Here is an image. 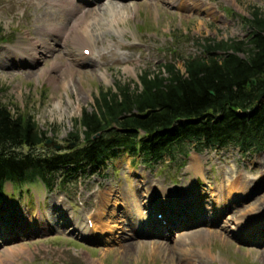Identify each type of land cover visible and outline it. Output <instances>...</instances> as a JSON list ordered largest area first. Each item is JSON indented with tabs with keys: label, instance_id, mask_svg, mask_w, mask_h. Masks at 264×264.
Wrapping results in <instances>:
<instances>
[{
	"label": "rangeland",
	"instance_id": "obj_1",
	"mask_svg": "<svg viewBox=\"0 0 264 264\" xmlns=\"http://www.w3.org/2000/svg\"><path fill=\"white\" fill-rule=\"evenodd\" d=\"M112 1L119 5L136 4L138 10L122 25L125 35L117 27L109 28L107 42L95 50L88 48L92 53H108L104 49L108 45L123 46L118 54L130 57L134 72L127 71L122 61H99V67L82 66L80 60L87 56L84 51L74 48L71 41L63 46L56 34L47 38L55 50H39L32 60L29 44L38 38L39 29L41 35L46 33L40 19L44 15L51 17L50 14L55 18L64 16L52 10L45 0H0V101L13 113L30 114L45 133L44 138L53 139L63 149L68 146L75 120L84 109L92 111L100 91L115 89L120 83L137 87L144 72H158L162 65L171 62L184 71V59L201 55L206 40H245L251 33L248 20L257 10L264 14V0H180L181 5L174 6L165 0ZM107 2L99 0L95 6L87 3L80 8L87 11ZM156 4L165 9L164 13L159 12ZM121 42L124 44L120 45ZM69 61L72 70H93L94 74L81 77L76 73L75 87L67 93L62 87L53 86L47 77H63ZM53 62L61 70L41 77ZM101 73L107 75V80ZM60 99L62 107L57 108L55 104ZM195 158L204 164L202 174L191 167ZM263 165L264 152L243 156L236 147L211 149L202 154L191 151L188 159L178 157L176 162L167 160L153 168H146L140 158L121 153L100 173L79 176L77 183L63 190H48L41 182L23 186L8 183L3 197L0 196V264H264V230L243 236L235 235L234 230L236 220L256 217L262 207L261 202L254 204L264 197ZM237 170L255 178V187L243 193L239 180L232 178ZM213 185L227 189V199L225 196L218 202L211 189ZM175 187L190 198L188 203L176 199L182 204L176 206L178 214L168 223L159 201L166 190ZM136 192L141 195L142 207L139 212L134 211V217L147 218L143 227L151 230L150 236H132L126 231L130 218L123 212L135 209L129 205V198ZM107 193H111L110 209L101 203ZM229 193L232 195L228 199ZM222 206H227L222 219L231 218L228 226L223 222L208 225L210 213ZM113 211L120 214V220H113V232L105 236L110 242L89 239L82 233L87 222L93 233V225H100L103 214V221L108 220ZM40 215H44L45 225L40 222ZM193 221H206L207 226L190 228ZM200 227L206 229L202 235L191 237L184 247L178 245L180 234ZM220 228L227 232H211ZM156 241L163 242V248L158 249ZM8 250L11 252L5 253Z\"/></svg>",
	"mask_w": 264,
	"mask_h": 264
},
{
	"label": "trees",
	"instance_id": "obj_2",
	"mask_svg": "<svg viewBox=\"0 0 264 264\" xmlns=\"http://www.w3.org/2000/svg\"><path fill=\"white\" fill-rule=\"evenodd\" d=\"M248 26L245 40H206L201 55L184 59V71L171 62L144 72L137 87L120 83L100 91L59 152L45 146L30 114L13 113L0 101V196L8 183L63 190L121 153L153 168L188 159L191 151L263 152L264 14L255 11Z\"/></svg>",
	"mask_w": 264,
	"mask_h": 264
},
{
	"label": "bare ground",
	"instance_id": "obj_3",
	"mask_svg": "<svg viewBox=\"0 0 264 264\" xmlns=\"http://www.w3.org/2000/svg\"><path fill=\"white\" fill-rule=\"evenodd\" d=\"M45 1H47V4L51 7L52 10L55 9V11H57L59 14H62L64 17L59 16L55 18L54 15H51L49 13L51 17H49L48 15H44L40 19L41 29H44L46 33L41 35L40 31L42 30L39 29L36 32L38 35V38H36L34 42L29 44L28 49L31 50L32 54L34 55L32 60L36 59L37 55L39 54V50H45L47 52H51L52 50H55L54 46H52L47 40V38L49 36L51 37L53 34H56L57 36L60 37L61 44L65 47H67L68 41H71L74 48L76 49H82L84 51L86 49H89L88 47H90L95 50L96 48H98V45H103L104 42L108 41L107 40L108 34L106 31L109 28L117 27L118 29H120V31H122L121 32L122 36L125 35L126 30L122 25L128 21L129 15L132 14L133 11L138 10V5L136 4H133L132 6H128L124 4L119 5V4H113L112 0H108V2L105 5H102L100 7L98 6L97 8H93V9H88L87 11L83 10V8H80V7L87 3L92 6H95L99 3V0H45ZM121 1H124V0H121ZM156 1H159V0H156ZM165 2L170 3V5H173V6L176 5L177 3L181 5L180 0H165ZM155 6H157L160 13L161 12L164 13L165 9L163 7L158 6L157 4ZM123 44H124L123 42L120 43V45H123ZM111 47L116 48L117 51L113 52L112 51L113 48ZM104 49L109 50L108 53H103V52L98 53L96 51V53L90 52L89 56L83 55V57L80 60V64L82 66L99 67V61L104 62V63H107L109 61H113V62L122 61L123 63L127 65L126 66L127 71H130V72L135 71V67L130 66V62H131L130 57L128 56L123 57V56H119L118 54V51L124 49L123 46L118 47L113 43L112 45H108L107 48H104ZM59 57L63 58V56L61 55H59ZM60 70H61L60 65L57 62H53L51 68L45 69L40 74V76L44 77L45 76L44 73L51 74L53 71H60ZM107 70H110V67L107 68ZM64 72H65V75H64L65 77L63 76L64 78L61 77L59 79L55 76L49 75L47 77V80L53 86L62 87L64 90L67 91V93L69 92L71 88L73 91V87H75L74 75L76 73H78L79 76L81 77H88L89 75L92 76L94 74L93 70L84 71V72L72 70L70 61L65 67ZM100 76L107 80V75L105 73H101ZM74 91L76 92L77 95L80 94L77 89H75ZM55 106L57 108L62 107L61 99L60 101L56 102ZM191 167L193 171H195L196 173L202 174L204 164L199 159L195 158L192 162ZM263 169H264V165L261 166V172H263ZM232 178H235V180H239L240 185L243 188L242 189L243 193L247 192L249 189L254 188L256 185L255 178L248 175L247 173H241L238 170L236 171V176L233 175ZM213 186L214 187H212L211 189H213L216 192V194L214 193V197L216 196L219 202L220 200L225 198L227 189L220 187V186L218 187H216L215 185ZM109 191L111 193L114 192L112 189H109ZM183 192L184 190H181L180 188H177V187H175L171 191H169L168 189L166 190V192H164V196L162 195L163 196V198L161 197L162 200L159 201L160 206L164 210V215L166 216L168 223H170L173 217L176 216V214H178L176 213L177 212L176 206L182 204L179 201L176 202V199L178 198L179 200L180 199L184 200L183 202H187L190 198L188 194L183 193ZM111 193H107L105 198L104 197L101 198V203L104 208H109V209L111 208V203H110ZM189 193L192 194L191 191H189ZM230 195L232 194L229 193L228 199L230 198ZM113 196H116V194H113ZM140 196L141 195L137 192L134 195H131L129 198L131 203L129 205L131 207H134L135 209L128 210L127 212L125 210L124 211L125 213L123 212V214H125L127 217L130 218V222L126 226V231L131 233L130 235L132 236H137L143 233H146L147 235L150 236L152 233L151 230L149 229L145 230V228L143 227L144 220H147V218L139 216V218L136 219V217H134L135 215L134 211L139 212L140 207H142V205L139 204ZM225 199H227V196ZM258 202H261L260 204L262 207L260 208L259 213L256 217H253L252 215H250V217H246V216L244 217L246 218V221H242V220L235 221L237 225V227L234 229L235 235L243 236L248 233H254L259 229L264 230V211H263L264 210L263 208L264 207V197L260 199H256L254 205H258L259 204ZM115 208H116V205H115ZM190 210L193 211L192 208ZM226 211H227V206L216 208L215 211L210 213L211 215L208 216V219H209L208 225L209 224H212V225L219 224L220 225V222H223L225 224V227H227L229 222L231 221V218L222 219L225 216ZM246 215L249 216V212H247ZM177 216L179 217L180 215H177ZM103 217H105V214H103ZM103 217H101L100 219L101 220V222H99L100 225H97L96 223L93 225L94 226L93 233L89 230L88 222H87V227L83 228L82 233L90 237L89 239H94V238L104 239V241L110 242L111 240L106 239L105 236L107 234H112L113 230H111L110 226L114 225V224L112 225V222H114L113 221L114 219L117 220L115 222L118 223V221L120 220V214H117L116 211L111 212L108 215L110 221L109 219L103 221ZM16 219L17 218H15V221ZM24 220L25 218L19 221V226H22L20 224L23 223ZM40 222H43V225H45L44 215H40ZM200 225L207 226V222L206 221H193L190 223L189 227L194 228ZM162 227L165 228L163 225ZM203 231H206V229L200 227L199 229L192 230V232H189V233L184 232L180 234L178 236V239H179L178 245L181 247L188 245V242L191 237L200 236L204 233ZM213 231H217V233L227 232L226 229H222V228L218 230H212L211 232L214 233ZM154 245L158 246V249L163 248V242L161 241L154 242ZM10 252H11L10 250L5 251V253H8V254Z\"/></svg>",
	"mask_w": 264,
	"mask_h": 264
},
{
	"label": "water",
	"instance_id": "obj_4",
	"mask_svg": "<svg viewBox=\"0 0 264 264\" xmlns=\"http://www.w3.org/2000/svg\"><path fill=\"white\" fill-rule=\"evenodd\" d=\"M253 83H255V80H253ZM47 146L52 145L56 150L60 151L62 150L63 146L55 144L52 139H48L45 143Z\"/></svg>",
	"mask_w": 264,
	"mask_h": 264
}]
</instances>
